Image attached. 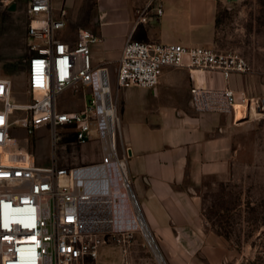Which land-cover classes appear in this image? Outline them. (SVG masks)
<instances>
[{
	"label": "built area",
	"instance_id": "built-area-1",
	"mask_svg": "<svg viewBox=\"0 0 264 264\" xmlns=\"http://www.w3.org/2000/svg\"><path fill=\"white\" fill-rule=\"evenodd\" d=\"M162 1L148 0L139 11V20L147 21L152 10L161 16ZM27 15L28 103L14 104V82L0 78V264H109L100 261L106 238L123 247L124 254L126 243L132 238L133 228L120 224L127 214L123 187L130 189L144 218L129 181L126 156L119 154L111 71L107 64L93 62L92 47L98 38L90 31L79 30L73 43L62 38L67 27L66 13L57 14L52 0H28ZM167 68L218 73L226 81L251 72L248 61L235 51L129 39L118 61L117 87L154 90ZM81 89H88L90 95L84 109L59 106L62 94ZM191 89L192 103L200 111L235 115L238 105L264 108L262 99L237 93L230 87ZM17 111L22 116L15 119ZM43 126L52 129L54 149L49 165L39 162L36 153L22 146L13 134L14 129H21L30 136ZM70 128L80 145L98 137L100 162L59 166L57 132ZM137 228L146 239L142 228ZM149 238L154 244L150 246L146 239L155 258L153 264H160L155 251L167 264L150 229ZM121 264L148 263L124 256Z\"/></svg>",
	"mask_w": 264,
	"mask_h": 264
},
{
	"label": "crops",
	"instance_id": "crops-1",
	"mask_svg": "<svg viewBox=\"0 0 264 264\" xmlns=\"http://www.w3.org/2000/svg\"><path fill=\"white\" fill-rule=\"evenodd\" d=\"M223 1L163 0V14L152 10L145 22L139 20V11L148 0H52V4L57 14L66 13L62 38L73 43L79 30L90 31L98 38L92 47L93 62L107 64L116 76L129 39L210 46ZM27 6L28 0H0V78L13 82L19 68L26 70L29 56ZM243 76L226 81L218 73L167 68L154 90L115 89L127 173L145 223L167 264H242L241 254L210 226L200 194L206 181L229 178L235 115L196 109L191 88L230 87L247 94L240 85ZM88 93V89L77 92L79 110L88 102ZM77 144L72 139L62 148ZM80 148L70 152L69 167L101 161L97 136Z\"/></svg>",
	"mask_w": 264,
	"mask_h": 264
},
{
	"label": "rangeland",
	"instance_id": "rangeland-1",
	"mask_svg": "<svg viewBox=\"0 0 264 264\" xmlns=\"http://www.w3.org/2000/svg\"><path fill=\"white\" fill-rule=\"evenodd\" d=\"M212 40L208 47L235 51L248 61L251 72L242 77L240 85L245 88L249 97L264 101V0L221 2ZM115 77L112 69L114 95L115 89H118ZM25 92L26 70L21 67L17 70V78L14 80L12 102L28 103V95ZM87 99L90 100L89 94ZM58 104L67 110L81 109L79 96L72 90L62 94L58 98ZM21 116L22 112L17 111L14 118ZM13 134L20 139L22 146L36 153L39 162L44 165L52 163L54 147L50 127L43 126L30 136L21 129H14ZM57 137L58 164L68 166L72 160L70 152L81 149V145L62 148L74 139L73 128L58 130ZM118 149L122 155L119 132ZM200 194L203 198V213L210 226L224 235L241 254V263L264 264V108L257 110V115H249L235 124L229 178L226 181H206ZM131 230L132 238L125 245L127 252L124 254L123 247L108 237L107 243L101 248L100 261L121 264L126 256L132 261L153 264L155 258L142 232L137 227Z\"/></svg>",
	"mask_w": 264,
	"mask_h": 264
},
{
	"label": "bare ground",
	"instance_id": "bare-ground-1",
	"mask_svg": "<svg viewBox=\"0 0 264 264\" xmlns=\"http://www.w3.org/2000/svg\"><path fill=\"white\" fill-rule=\"evenodd\" d=\"M198 89H201V88H198ZM235 113H236L235 120L237 123H239L243 121L244 119H246L249 115H257V110L254 107H252L251 109H248L246 105H238L236 106ZM123 196L125 198V202H127V214L125 216V219L121 221L120 224L128 228H135V227L142 228L143 232H145L146 239L150 242V246L153 247L154 244L149 238V229L143 219L142 214L140 213L135 203V200L133 199V196L129 188L123 187ZM155 254L157 255V259L160 262V264H165L162 261L161 256L157 253V251H155Z\"/></svg>",
	"mask_w": 264,
	"mask_h": 264
}]
</instances>
